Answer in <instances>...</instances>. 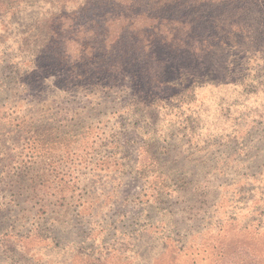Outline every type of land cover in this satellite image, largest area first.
<instances>
[{
  "label": "rangeland",
  "instance_id": "374dc122",
  "mask_svg": "<svg viewBox=\"0 0 264 264\" xmlns=\"http://www.w3.org/2000/svg\"><path fill=\"white\" fill-rule=\"evenodd\" d=\"M176 4L241 37L191 64L111 47L126 0H0V264H264V0Z\"/></svg>",
  "mask_w": 264,
  "mask_h": 264
},
{
  "label": "trees",
  "instance_id": "16d2710c",
  "mask_svg": "<svg viewBox=\"0 0 264 264\" xmlns=\"http://www.w3.org/2000/svg\"><path fill=\"white\" fill-rule=\"evenodd\" d=\"M200 1L202 0H126V3L130 6H143L146 10L143 9L128 15L127 18L131 19V22H127L119 29H116V32L110 37L108 43L113 42L111 47L116 46L121 41V35L130 33L135 37L137 47L143 46V48H141L142 50L148 49V52L151 51V53H154V49L159 47L157 43L154 42L155 37H157L159 39L158 43H163V45L167 47V53H172V50H174L173 53L175 54L187 53L191 57L198 58L197 60H191V64L198 61L199 64L202 65V59L205 56L203 54H206L209 47L230 42L236 43V40L241 37L239 33H241L240 30L244 25L241 16V7L235 8L232 12L223 9L221 15L218 14V17L206 15L198 24H196L198 21L189 20L183 16L165 17L150 13V11H153L161 2L167 4L177 3V8H180L181 5L189 6L191 3L195 4ZM242 1H251L254 4H260L263 0ZM253 32H259V34ZM253 32L245 37L246 40L252 43L253 41H258L259 36H264V18L261 19L258 27ZM117 40L118 42L114 44ZM112 62L110 66L115 68L118 62ZM164 64H171L170 66L178 67L180 61L177 60L175 63L166 62ZM107 75L108 74L96 64L93 77L98 80L99 78H106Z\"/></svg>",
  "mask_w": 264,
  "mask_h": 264
}]
</instances>
